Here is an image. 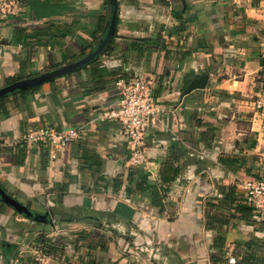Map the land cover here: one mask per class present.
<instances>
[{
	"label": "crops",
	"instance_id": "crops-1",
	"mask_svg": "<svg viewBox=\"0 0 264 264\" xmlns=\"http://www.w3.org/2000/svg\"><path fill=\"white\" fill-rule=\"evenodd\" d=\"M13 1L0 88L96 51L115 23L86 64L2 97L0 187L43 217L0 199V264H264L241 189L264 171V0ZM129 77L162 109L135 168L107 117ZM71 127L65 147L22 142Z\"/></svg>",
	"mask_w": 264,
	"mask_h": 264
},
{
	"label": "built area",
	"instance_id": "built-area-1",
	"mask_svg": "<svg viewBox=\"0 0 264 264\" xmlns=\"http://www.w3.org/2000/svg\"><path fill=\"white\" fill-rule=\"evenodd\" d=\"M13 0H0V19L12 13ZM115 85L118 90V99L108 112L107 117L119 124V136L122 137L128 148V160L132 167H139L146 161L145 137L154 126L162 113V109L153 96L154 83L151 79L129 77L119 78ZM82 133L81 128H66L61 131L50 128H36L28 130L22 137V142L32 144L48 142L53 149L65 147L78 140ZM242 195L246 205L251 209L255 218L264 223V171L258 180L245 182ZM151 243V239L147 240ZM158 250L152 249L148 260L157 259ZM229 264H235V258L228 259Z\"/></svg>",
	"mask_w": 264,
	"mask_h": 264
},
{
	"label": "water",
	"instance_id": "water-1",
	"mask_svg": "<svg viewBox=\"0 0 264 264\" xmlns=\"http://www.w3.org/2000/svg\"><path fill=\"white\" fill-rule=\"evenodd\" d=\"M114 23L115 22L113 20L111 23V26L109 28L107 37L104 39V41L102 42V44L99 46V48L96 51L91 52L90 54L84 56L83 58H81L78 61L66 64V65L61 66L59 68H56L54 70L42 73L38 76L18 80V81H15L13 83H10L8 85H5V86L0 88V98L6 96L8 94L14 93L16 91H19V90H26V89H29L31 87L43 84V83L48 82L54 78L65 75V74L77 69L78 67H81L82 65L86 64L94 56H96L99 53L102 45L107 41V39L109 37H111L112 32H113V28H114ZM204 86H205V79L204 78H198V79L192 81L188 85L186 92H189V91H192L195 89H199V88H203ZM0 199L4 203H6L7 205L11 206L14 209V211H16L19 214H23L27 218L38 219V217H43L42 215L32 213L25 205L19 203L13 197L8 195L1 187H0Z\"/></svg>",
	"mask_w": 264,
	"mask_h": 264
},
{
	"label": "trees",
	"instance_id": "trees-1",
	"mask_svg": "<svg viewBox=\"0 0 264 264\" xmlns=\"http://www.w3.org/2000/svg\"><path fill=\"white\" fill-rule=\"evenodd\" d=\"M2 100H3V98H0V102H2ZM249 208V207H248ZM248 208H245V207H243V208H241L240 210H248ZM239 210V209H238ZM249 211H251V209L249 208Z\"/></svg>",
	"mask_w": 264,
	"mask_h": 264
}]
</instances>
